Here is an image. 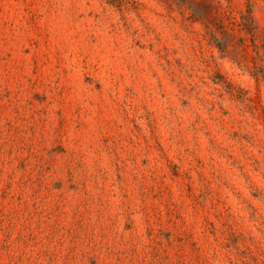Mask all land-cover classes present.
<instances>
[{
    "label": "rangeland",
    "instance_id": "rangeland-1",
    "mask_svg": "<svg viewBox=\"0 0 264 264\" xmlns=\"http://www.w3.org/2000/svg\"><path fill=\"white\" fill-rule=\"evenodd\" d=\"M0 264H264V0H0Z\"/></svg>",
    "mask_w": 264,
    "mask_h": 264
}]
</instances>
